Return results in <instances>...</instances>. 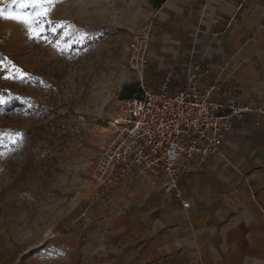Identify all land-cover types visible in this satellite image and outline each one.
<instances>
[{
	"label": "rangeland",
	"instance_id": "obj_1",
	"mask_svg": "<svg viewBox=\"0 0 264 264\" xmlns=\"http://www.w3.org/2000/svg\"><path fill=\"white\" fill-rule=\"evenodd\" d=\"M156 4L52 0L39 38L0 18V264L81 263L62 238L99 194L92 175L108 122L124 88L139 86L128 67L130 45L148 33ZM0 8L33 11L12 0H0ZM93 262L186 264L177 257L144 263L131 248Z\"/></svg>",
	"mask_w": 264,
	"mask_h": 264
},
{
	"label": "crops",
	"instance_id": "obj_2",
	"mask_svg": "<svg viewBox=\"0 0 264 264\" xmlns=\"http://www.w3.org/2000/svg\"><path fill=\"white\" fill-rule=\"evenodd\" d=\"M148 90L171 92L196 71L216 97L264 107V0H164L149 25ZM258 122L259 126H255ZM183 201L129 172L62 238L80 264L131 248L144 263L264 264V118L231 121L218 154L195 161L178 183ZM80 245H79V244Z\"/></svg>",
	"mask_w": 264,
	"mask_h": 264
},
{
	"label": "built area",
	"instance_id": "obj_3",
	"mask_svg": "<svg viewBox=\"0 0 264 264\" xmlns=\"http://www.w3.org/2000/svg\"><path fill=\"white\" fill-rule=\"evenodd\" d=\"M148 44L146 32L130 45L128 67L140 77L147 66ZM167 83L161 82L152 91L141 79L139 92L118 102L108 122L109 138L93 170L99 194L90 211L132 171L157 185L167 197L181 201L183 208H189L178 183L192 163L205 162L218 154L232 120L248 114L264 118L261 105L240 104L235 95L225 100L216 97L218 85L203 86L196 71L188 74L175 92Z\"/></svg>",
	"mask_w": 264,
	"mask_h": 264
},
{
	"label": "snow or ice",
	"instance_id": "obj_4",
	"mask_svg": "<svg viewBox=\"0 0 264 264\" xmlns=\"http://www.w3.org/2000/svg\"><path fill=\"white\" fill-rule=\"evenodd\" d=\"M12 3H18L20 9L31 8L30 13L23 12H6L4 8H0V18L12 20L25 27L27 33L32 38H39L44 31V22L47 20L50 9L46 5H50L52 0H12ZM59 27V25H56ZM55 31V28L51 29ZM13 67H15L13 65ZM4 101L0 100V103ZM20 133H15V137H19ZM12 143H16V139H12ZM3 155V153H0Z\"/></svg>",
	"mask_w": 264,
	"mask_h": 264
},
{
	"label": "trees",
	"instance_id": "obj_5",
	"mask_svg": "<svg viewBox=\"0 0 264 264\" xmlns=\"http://www.w3.org/2000/svg\"><path fill=\"white\" fill-rule=\"evenodd\" d=\"M164 0H157L156 7L158 8L161 3H163ZM139 92V89H136V86L129 85L126 88H124V92L121 95V99H128L136 95V93ZM2 95H6L5 92H2Z\"/></svg>",
	"mask_w": 264,
	"mask_h": 264
}]
</instances>
